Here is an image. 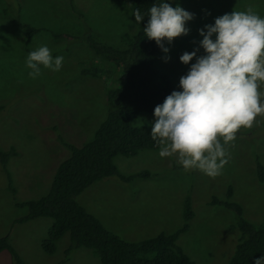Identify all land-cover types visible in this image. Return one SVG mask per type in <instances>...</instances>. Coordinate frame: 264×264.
I'll return each mask as SVG.
<instances>
[{"label": "rangeland", "instance_id": "rangeland-1", "mask_svg": "<svg viewBox=\"0 0 264 264\" xmlns=\"http://www.w3.org/2000/svg\"><path fill=\"white\" fill-rule=\"evenodd\" d=\"M85 16L83 21L74 12ZM194 13L186 22L189 33L174 38L167 54L156 67L167 75L176 90L188 70L179 61L185 51L198 47L197 30L214 18L232 11L251 8L264 17V0H182L174 2ZM131 0H0V151L14 149L6 170L0 161V239L9 242L23 264H61L71 245L70 234L58 243L54 255L42 249L53 220L40 218L18 223L29 214L17 203L39 200L51 191L59 166L71 156L66 144L81 147L90 142L107 116V85L121 78L120 69L74 41L91 28L101 42L124 48L125 34H134ZM42 29L39 34L22 28ZM59 35L60 39L54 38ZM63 36V37H61ZM47 45L51 55L62 56L59 71L40 66V75L29 77L25 65L30 51ZM203 55L200 49L197 53ZM170 57L167 62L164 56ZM190 61L189 64L193 63ZM91 74H85L84 71ZM258 91L264 92V82ZM264 99V96L261 97ZM152 114L142 113L136 125L151 131ZM226 163L214 177L198 169L185 170L174 154L161 158L158 151H144L133 158L114 160L124 176L149 172V178L130 183L119 178L100 181L77 197L90 214L112 233L129 242H140L161 233L174 234L184 225V203L190 197L195 218L178 244L195 264H229L238 245L240 232L233 212L210 205L214 198L238 203L246 220L264 221V114L251 127H241L232 141L219 138ZM10 183L15 188L10 190ZM0 264H18L13 255L0 254ZM65 264H102L90 249H76Z\"/></svg>", "mask_w": 264, "mask_h": 264}, {"label": "trees", "instance_id": "trees-1", "mask_svg": "<svg viewBox=\"0 0 264 264\" xmlns=\"http://www.w3.org/2000/svg\"><path fill=\"white\" fill-rule=\"evenodd\" d=\"M73 4V0H70ZM134 8L139 9L144 19L137 23L134 34H125L122 38L125 47L116 48L101 42L88 28L82 37L74 41L87 44L95 55L118 66L121 78L116 84L106 87L105 103L107 116L95 132L94 138L81 147L66 144L71 156L63 162L54 176L49 194L39 200L17 203L16 206L27 208L28 216L18 221L27 223L40 218L53 220L49 236L42 242V249L48 255L57 251V243L70 234L71 245L66 250L65 264L71 254L80 248L95 251L102 264H195L178 244L180 236L190 229V222L195 218L190 197L184 203V225L174 234L161 233L155 237L129 242L110 232L103 223L90 214L77 201V197L96 183L109 178H119L130 183L137 178H149L147 171L124 176L114 163L118 157L133 158L144 151H158L160 145L150 137V130L136 125L142 113L153 115V109L163 99L176 90L172 80L160 73L156 64L163 52L154 41L144 37L143 26L147 22L148 8L154 0H131ZM182 0H172L174 2ZM74 6V5H73ZM75 14L85 20V16L74 6ZM23 29L37 35L42 29L23 25ZM63 37V36H61ZM54 38L60 39L59 35ZM91 74L90 71H84ZM14 149L0 151V161L6 170L11 157L16 156ZM260 180H264V166L259 164ZM7 171V170H6ZM14 194L15 188L10 183ZM233 189L229 187L227 200L214 198L210 205L220 206L233 212L240 232L238 245L229 264H252L253 259L264 254V221L253 224L245 219L243 208L232 202ZM8 251L15 262L23 264L12 248L9 237L0 239V254Z\"/></svg>", "mask_w": 264, "mask_h": 264}, {"label": "clouds", "instance_id": "clouds-1", "mask_svg": "<svg viewBox=\"0 0 264 264\" xmlns=\"http://www.w3.org/2000/svg\"><path fill=\"white\" fill-rule=\"evenodd\" d=\"M172 0H154L148 8L143 26L144 37L155 42L165 54L174 38L186 36V22L194 13ZM131 16L140 23L145 15L133 8ZM202 39L198 47L185 51L179 61L188 65L178 81L179 90H172L153 109L150 137L158 145V155L174 154L185 170L198 169L214 177L226 163L225 143L234 140L241 127H251L254 119L264 114V17L251 8L232 11L214 18L197 30ZM202 49L203 55H198ZM170 57L164 56L165 62ZM193 63L189 64L190 61ZM62 56L51 55L47 45L30 51L25 58L29 77L40 75V66L59 71ZM252 264H264V254Z\"/></svg>", "mask_w": 264, "mask_h": 264}]
</instances>
